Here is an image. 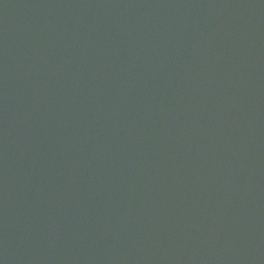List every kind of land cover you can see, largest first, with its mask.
I'll return each mask as SVG.
<instances>
[{
  "label": "water",
  "instance_id": "1",
  "mask_svg": "<svg viewBox=\"0 0 264 264\" xmlns=\"http://www.w3.org/2000/svg\"><path fill=\"white\" fill-rule=\"evenodd\" d=\"M0 264H264V0H0Z\"/></svg>",
  "mask_w": 264,
  "mask_h": 264
}]
</instances>
